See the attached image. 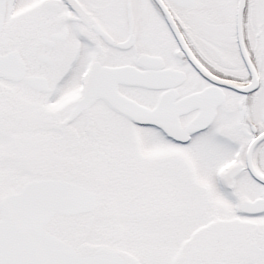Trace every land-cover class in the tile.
<instances>
[{
    "label": "snow or ice",
    "instance_id": "1",
    "mask_svg": "<svg viewBox=\"0 0 264 264\" xmlns=\"http://www.w3.org/2000/svg\"><path fill=\"white\" fill-rule=\"evenodd\" d=\"M0 264H264V0H0Z\"/></svg>",
    "mask_w": 264,
    "mask_h": 264
}]
</instances>
